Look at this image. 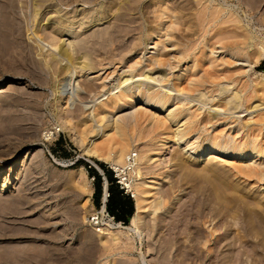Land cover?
<instances>
[{
    "label": "rangeland",
    "instance_id": "1",
    "mask_svg": "<svg viewBox=\"0 0 264 264\" xmlns=\"http://www.w3.org/2000/svg\"><path fill=\"white\" fill-rule=\"evenodd\" d=\"M203 1L0 0V15L7 22L0 31L5 28V33H0V264H264V179H251L226 162L208 163V156L193 159L183 150L187 143H194L195 148L211 145L219 135L238 144L247 143L250 150L260 136L264 145V126L257 123L258 115L264 113V76L260 75L264 74L260 68L264 63V56L260 55L264 51V0ZM204 5L226 8L223 13L233 16L234 26L221 21L226 15L215 9L211 10L217 14L211 10L205 14ZM161 6L174 10L180 19L173 31L179 49L188 48L193 54L206 42L233 47L252 68L231 67L226 75L221 72L218 80L214 78V85L209 82L194 91L190 82L206 76L202 72L207 67L204 62L200 64L202 68L188 73L179 83L177 72L168 75L170 71L164 65L159 67L148 56L141 58L148 35L158 28L156 12ZM200 12L206 17H201ZM100 18L103 23L98 21ZM34 31L44 43L58 42L60 48L41 49ZM161 45L159 51L155 50L158 54H164ZM64 47L74 55L76 69L88 65L92 70L89 72L104 73L101 64L115 63L103 68L111 67L109 70L113 71L115 66L127 71L136 62L138 70L133 75L123 74V79L142 72L154 78L144 88L158 91L174 89L179 83L182 94L170 95L167 109L157 111L156 115L165 118L167 111L179 107L183 110L180 118L176 123L170 122L175 127L188 123L196 111L201 112V117L212 119V109L219 102V108H225L217 120L192 129L181 141L170 123L159 129L154 121L142 131L132 133L130 150L145 155L152 150L157 153L155 160L142 166L144 176H167L160 180L162 185L158 189L152 190L150 202H162V207L156 214L148 213L140 238L123 229L126 235L119 243L111 240L115 232H98L90 222L103 206L106 180L101 164L113 171L111 164L86 153L89 146L82 136L81 122L89 119L92 124L97 123L94 114L87 118L86 109L105 92L97 81L83 77L77 80L81 89L75 90L69 104L60 98L59 87L69 78L64 68L72 63L63 60L56 68L52 63L63 57L60 51ZM164 61L166 65L168 60ZM121 74L118 71L106 85V93L113 90ZM145 77L137 76L132 81ZM221 90L230 93L222 96ZM233 92L250 98L243 107H251V116L237 118L243 116L241 109L236 112L223 105ZM201 93H206L207 99ZM198 98L204 99L203 109L197 104ZM142 103L138 99L134 105L116 110V117L133 112L134 106ZM111 114L109 117L116 118ZM247 125L259 129L248 133ZM47 132L52 134L46 137ZM160 139L165 142L157 145ZM79 160L82 162L77 163ZM87 164L103 181L100 206L94 200L97 180ZM87 185L93 188L91 201L84 194ZM125 196L131 199L135 210L136 199ZM129 223L130 220L123 227Z\"/></svg>",
    "mask_w": 264,
    "mask_h": 264
},
{
    "label": "bare ground",
    "instance_id": "2",
    "mask_svg": "<svg viewBox=\"0 0 264 264\" xmlns=\"http://www.w3.org/2000/svg\"><path fill=\"white\" fill-rule=\"evenodd\" d=\"M201 1H203V0H201ZM211 3L213 4V2H211ZM204 6H206V5H204ZM207 6L202 7L204 9H206L205 11H204V9L202 10L203 12H205V14H206L207 10L210 11L211 9L212 10L215 9V11L218 13H220V12L223 13V11L226 10V8H224V9L219 8L218 6L216 7L215 5H214V7H207ZM164 7L161 6L160 7L161 9H159V11L157 10L158 12H156V13H158V16H156V17L159 18L158 19L159 25H158V28L156 31H154L148 35L146 44L143 48V51L140 53V55H143V56H141V58L148 56L149 58H151L152 62L157 64L159 67L164 65L170 71L168 75H172V74H174V72L175 73L177 72L178 74H177L176 79L178 80L179 83L183 80L184 76L188 75V73H194L198 67L202 68V66L200 64H202V62H204L205 65L207 64V67L202 72L203 73L205 72L206 76H204V78L195 77L194 80L190 82V85L188 83V85L191 87V89H194V91L198 90L199 88L203 89L202 86H205L209 82H211V84L214 85V81H215L214 78L217 79V77H219V73H221V72H223L226 75V73L230 72L229 70L231 69V67H235V66L240 65V66L252 68L253 65L249 64L248 60L243 59L240 51H236V49L233 47L229 48V47L220 46L218 44H212V43L210 44V43L206 42L202 45L201 48H199L197 50L199 52H195L193 54L190 53L191 51L188 48L186 49L185 47H183V48L179 49L177 47V44L174 42L175 40H174L173 31L175 29H177L176 26L180 22V19L178 18L177 14H175L174 10L171 11V10H169L170 8L168 9V8H164ZM203 12H200V14ZM156 13H155V15H156ZM213 13L217 14L215 12H213ZM222 13H220V14H222ZM214 14H212V15H214ZM202 15H204V13L201 14L200 16L203 17ZM224 15H226V14L223 13V16ZM227 15H229V14H227ZM227 15L222 17L221 21H224L226 23L230 22L232 24V26H234L235 20H233V16L229 15V17H227ZM204 16L206 17V15H204ZM209 18H210V16L208 17V19ZM211 18L216 19V17H213V16ZM98 21L102 22L103 18L102 19L100 18V20H98ZM205 21H203V22L205 23ZM221 21H220V23H221ZM226 23H225V25H227ZM6 25H7V22L5 20H3V17L0 15V31H2V28ZM215 25H217V24H215ZM229 26H228V28H229ZM198 27H199V25H198ZM220 27H222V29H223L224 26H220ZM4 30H5V28L3 29V32H4ZM223 30H225V29H223ZM201 31L202 30H200V32ZM3 32H0V33H3ZM34 33H37V32L34 31ZM207 34H209V32H207ZM36 35L39 38V44H41V46H40L41 49H42V46L45 48L46 47L51 48V50H53V51H57L60 48L58 42L46 44V43H44L45 41L40 38V35L38 33ZM221 36H225V35H221ZM230 36H232V35H230ZM230 36H229V38L232 39ZM233 36H235V35H233ZM0 37H1V35H0ZM192 38H194V37H192ZM218 39H221V38H218ZM225 39H227V38H225ZM160 44H162L161 46H163L164 54L163 53L158 54L155 51V50H158V46H160ZM80 45L83 47L85 45V42L82 41L80 43ZM191 47H193V46H191ZM60 54L64 58L62 57L63 59L59 58L58 60H57V58L55 59V61L52 63V64L56 65V66L53 65L55 68L58 66V63H61V61H63V60H68L67 62L72 63V65L64 68V70H66L67 73L69 74V78L66 79L65 82H63L59 87L58 93H59L61 99H64V101H67L66 103L69 104V102L74 98L75 90L81 89L78 87L79 84L76 83L77 80L79 78H83V77H87L89 79H93V80L97 81L98 84L101 85L100 87L103 88V89H101V91L105 92V94L102 93V95H100L99 100H97L98 101L97 103L96 102H95V104L93 103V105L87 107V109H86V111L89 110V113L87 114V118L89 117L90 114H94L95 118L93 120L97 121V123L92 124L91 120H89V119H84L81 122L82 136L86 141H88L87 145L89 146L86 153L89 156L96 158L102 162L111 164L112 167L117 169V170L121 169L122 167L127 166L129 156H131L133 154L136 155L135 160L133 162V168L131 170V182L132 183L130 185L131 191L134 195L133 196L134 200L136 199V209H135L134 215L130 218L129 226L123 227L124 223H122V222L119 223V222L106 221L105 224H103V226L105 228L104 227L100 228L98 231H102V229H106L107 231H112L110 233L115 232L116 236L114 233L111 240L119 241V243L121 242L122 237L126 235L125 231H128L130 234L135 235V237L140 238V236L142 235V226L145 223V220L147 218L148 213L151 212L153 214H156L162 207L161 206L162 202L157 203V205H156V203L154 204V203L150 202V198L153 195L152 190L158 189V186L160 187V185H162L160 183V180H162L163 178H166L167 176L164 175L163 178H157V177H152V176L151 177H148V176L145 177L144 176V174L142 172V169H143L142 166L150 163L153 160H155V158L157 157V153L155 150H152L145 155V154L136 153L134 150H130V149H132V148H130V146H131V141H130L131 135L136 130L142 131L145 127H147L150 123H153L154 121H155V123H153L154 126L156 125V127L159 129L160 128L161 129L167 128L168 124L171 121L176 123L177 118L181 115V113L183 111V110L179 109V107L177 109H174V110L170 109L171 111L170 110L167 111L168 115L165 116V118L159 119L156 115H157V111L164 110L171 103V100H172L171 96L172 95H175V93H176V95H177V93L179 95H180V93L182 94V89L181 90L179 89V83H178V85H174V89H172L173 87L172 88L170 87V88H167V90H165V91H163V90L158 91V90H154V89L144 88L145 85L148 84V82L151 83L148 80H150V79L153 80L154 78L153 77L150 78L151 76L148 78L147 74H143L142 72L135 75V76L123 79L122 78L123 74L130 72L133 75L138 70V69L136 70V68L139 65V63H136V62H135V64H132L130 67H128L127 71L124 69L120 70L122 68L119 69V67H115V66H113L114 70L110 71L109 69L111 67L110 68L109 67L103 68V66H105V65L112 66L113 63L112 64L106 63V64H101V68H102L101 70L102 71L105 70L104 73L99 72V71L98 72H89L92 70H91V67L88 65L85 67L84 66L80 67L79 69L77 68L78 70L76 69V67L74 66L75 57L72 53H70L67 49H65V47L62 50V52L60 51ZM260 55H261V57H263L264 51L261 52ZM164 56H169V59H168V57L163 58ZM85 59H87V57ZM164 59L168 60L166 62V65L164 63L165 62ZM189 59H191V60H189ZM190 61L193 62V65L189 66L188 63ZM121 64H123V63H121ZM183 64H186V66L184 68L182 66ZM152 66H153V64H152ZM222 66L227 67V68H225V69L223 68L224 69L223 70ZM210 69L211 70L213 69L214 71L209 72V71H211ZM242 69L244 70V68H242ZM118 71H121V73H122L119 76L118 83L116 85L112 86L113 90H109V92L106 93V88H107L106 85L110 83V80L112 78H114V75L116 73L118 75ZM223 73H222V75H223ZM232 73H233V71H232ZM238 73H240V72H238ZM91 74H93V76H94L93 78L92 77L90 78ZM235 74H233V75H235ZM145 75H146L145 78L147 80L146 79H144V80L138 79V80L132 81L134 79V77L139 76L142 78ZM260 75L264 76V74H260ZM231 81H230V83H232V84L235 83V81H232V82ZM90 84H88V86ZM262 84H263V88L261 90H262V92H264V83H262ZM214 87L215 86H212V88H214ZM218 90H219V88H218ZM222 90H224V89H222ZM230 90L231 89H229V91ZM170 91L172 93L174 92V94L170 93ZM229 91H227V92L222 91V93H219V94H221L223 96L227 93H230ZM76 92H78V91H76ZM196 92H200V91H196ZM238 93L239 92L234 94V92H233L232 96L228 95V97L229 96H231V97L227 98V99H225L223 97L225 99L224 101H226L225 102L226 104H223V105L224 106L227 105L226 106L227 109H229V110L233 109L232 111H236V112H238L241 109V112H239V113H241L243 116H240L238 114L239 116L237 118L247 117L249 115L251 116V114H253V111H250L251 107H248V106L245 108L243 107L244 103L246 105L249 102L248 100L250 98L246 99L242 95V92H241V94H238ZM201 94H203L202 98L207 99V96H205L206 93H205V95H204V93H201ZM179 95H178V97H179ZM200 96L201 95L199 94V97ZM138 99H142L143 103L139 104V106H134L133 112H131L129 114H125L124 116L123 115H121V116L117 115L119 117H116V112H117L116 110L122 109V108L126 107L128 104L134 105V103L137 102ZM200 99L201 98H198V100H196V101H197V104L202 106V104L204 102L202 100H204V99H201V100ZM214 101H215V99H214ZM217 101H220V100H217ZM217 101H215V102H217ZM180 102H182V100ZM180 104H182V103H180ZM218 104H217L218 107L216 106V104L214 105L217 109L211 108L212 111L214 112V115H215L214 117L212 115V119L209 117H201V112L196 111V113L191 114V117L188 119V123L186 122L185 125H182V126L180 125V126L175 127L174 125H172L173 123L172 124L170 123L172 127H175V132L177 134L178 141H181L184 138H186L192 129L198 128L201 124H206V125L210 124V123H212V120L214 118H215V120H217L216 118L218 116L222 115L221 110L225 109V108H223V109L219 108L220 105H218ZM204 105L200 109H203V107H205ZM228 106H229V108H228ZM221 107H222V105H221ZM257 108H258V106H257ZM110 113L114 114V116L116 118L109 117L108 114H110ZM112 114H111V116H112ZM262 114L263 115L260 114L261 116L258 115L260 118L259 117L257 118V120H258L257 123L259 126L260 125L264 126V113H262ZM109 120H111V121H109ZM240 129L242 130V129H244V127L242 126ZM247 129L249 131L248 133H250V132L256 133L259 128L248 126ZM220 132H222V131H220ZM89 134H93V136H89ZM261 141L262 140H261L260 136L256 137L254 144L251 146V150H250L249 149L250 145L247 143L238 144L234 140H226L224 138H221L219 135V136H215L212 139L213 143L211 145L199 146V147L195 148L194 143L193 144L187 143V144L183 145L184 146L183 150L185 151V153L189 157H191L193 159L194 158L196 159V158L202 157V156H208L209 161L206 160L208 163L216 162V161L226 162L232 168H235L236 170H240L241 174L248 176L249 178L251 177V179H252V177L255 176V177L262 178V180H263L264 179V145L262 144ZM164 142H165V140L160 139L157 141L156 144L162 145V144H164ZM13 166L11 167V169H13ZM99 170L102 171L100 168H99ZM105 180H106L105 184L107 186L108 185L107 179L105 178ZM106 189L107 188H105V190ZM84 194H85V197L87 198V200L91 201L92 200L91 196L93 194V188L91 186H88V185L85 186L84 187ZM105 196H107V193L104 195V197ZM106 202H107V200L105 199L103 204H102L103 206L101 208V211L93 214L94 216L99 215V216L104 217L106 215V210H105L106 209V207H105ZM153 204H154V206H153ZM184 213H182V215ZM117 223H119V224H117ZM184 223L185 222H183V224ZM257 225L259 226L258 222H257ZM173 226H174V224H173ZM176 226H177V224H176ZM123 229L125 231H122ZM192 231H193V229H192ZM170 238H172V237H170ZM199 239H202V238H199ZM105 242H108V241H105Z\"/></svg>",
    "mask_w": 264,
    "mask_h": 264
},
{
    "label": "trees",
    "instance_id": "3",
    "mask_svg": "<svg viewBox=\"0 0 264 264\" xmlns=\"http://www.w3.org/2000/svg\"><path fill=\"white\" fill-rule=\"evenodd\" d=\"M264 70V63L260 67ZM54 152V151H53ZM82 162L78 161L77 163ZM87 169L90 173L95 175L97 180V187L95 192V202L97 206L101 205V197H102V178L98 175V173L91 167L90 165H86ZM104 169L105 175L104 177L107 179L109 184V199L107 202V211L111 216H114L117 222L127 223L130 218L134 215L135 210L133 208V203L131 199L125 196L124 192L120 189L119 185L116 183V179L111 171L106 170L105 165L101 164Z\"/></svg>",
    "mask_w": 264,
    "mask_h": 264
},
{
    "label": "built area",
    "instance_id": "4",
    "mask_svg": "<svg viewBox=\"0 0 264 264\" xmlns=\"http://www.w3.org/2000/svg\"><path fill=\"white\" fill-rule=\"evenodd\" d=\"M52 134V132H47L46 137H49ZM136 155L133 154L128 157V164L125 167H122L121 169L117 170L110 166L111 170L113 171L114 177L116 179V183L119 185L120 189L124 192L125 195L131 196L134 199V195L131 191L130 185H131V170L133 168V162L135 160ZM110 194L106 196V199H109ZM105 198V197H104ZM108 202V201H107ZM107 202L105 203L106 207V215L104 217L96 215L92 216L90 219L91 224L93 227L97 228L99 230L100 228H103V224H105L106 221L111 222H117L114 216H111L109 212L107 211ZM121 223V222H119ZM102 232V231H98Z\"/></svg>",
    "mask_w": 264,
    "mask_h": 264
},
{
    "label": "water",
    "instance_id": "5",
    "mask_svg": "<svg viewBox=\"0 0 264 264\" xmlns=\"http://www.w3.org/2000/svg\"><path fill=\"white\" fill-rule=\"evenodd\" d=\"M106 183V182H105ZM107 183H108V181H107ZM105 186H104V193H107V195L109 194V184L107 185V189L105 190ZM105 195V194H104ZM105 198H106V196H105ZM107 200V199H106ZM108 201V200H107Z\"/></svg>",
    "mask_w": 264,
    "mask_h": 264
},
{
    "label": "crops",
    "instance_id": "6",
    "mask_svg": "<svg viewBox=\"0 0 264 264\" xmlns=\"http://www.w3.org/2000/svg\"><path fill=\"white\" fill-rule=\"evenodd\" d=\"M105 187L107 188L106 184H105ZM105 194H106V193H105ZM105 199H106V198L103 199V202H104Z\"/></svg>",
    "mask_w": 264,
    "mask_h": 264
}]
</instances>
